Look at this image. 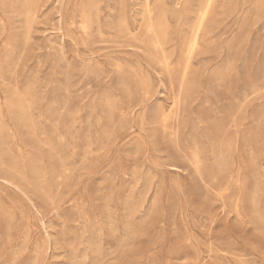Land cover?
Masks as SVG:
<instances>
[{
  "label": "rangeland",
  "instance_id": "1",
  "mask_svg": "<svg viewBox=\"0 0 264 264\" xmlns=\"http://www.w3.org/2000/svg\"><path fill=\"white\" fill-rule=\"evenodd\" d=\"M0 264H264V0H0Z\"/></svg>",
  "mask_w": 264,
  "mask_h": 264
},
{
  "label": "bare ground",
  "instance_id": "2",
  "mask_svg": "<svg viewBox=\"0 0 264 264\" xmlns=\"http://www.w3.org/2000/svg\"><path fill=\"white\" fill-rule=\"evenodd\" d=\"M22 195V194H21Z\"/></svg>",
  "mask_w": 264,
  "mask_h": 264
}]
</instances>
